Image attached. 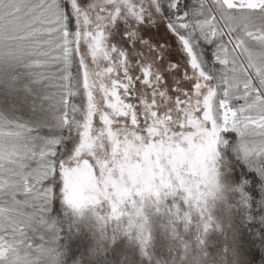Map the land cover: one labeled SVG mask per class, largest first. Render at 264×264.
Masks as SVG:
<instances>
[{
	"label": "snow or ice",
	"instance_id": "1",
	"mask_svg": "<svg viewBox=\"0 0 264 264\" xmlns=\"http://www.w3.org/2000/svg\"><path fill=\"white\" fill-rule=\"evenodd\" d=\"M0 264H264V0H0Z\"/></svg>",
	"mask_w": 264,
	"mask_h": 264
},
{
	"label": "rangeland",
	"instance_id": "2",
	"mask_svg": "<svg viewBox=\"0 0 264 264\" xmlns=\"http://www.w3.org/2000/svg\"><path fill=\"white\" fill-rule=\"evenodd\" d=\"M147 35H150L154 41H167L170 45H172V59H179V54L176 52V42L174 37L171 34L167 33L163 26L159 29V31L153 30Z\"/></svg>",
	"mask_w": 264,
	"mask_h": 264
}]
</instances>
